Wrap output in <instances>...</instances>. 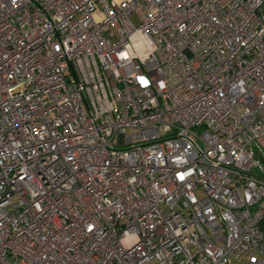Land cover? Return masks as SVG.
<instances>
[{
    "label": "built area",
    "instance_id": "2783aa9c",
    "mask_svg": "<svg viewBox=\"0 0 264 264\" xmlns=\"http://www.w3.org/2000/svg\"><path fill=\"white\" fill-rule=\"evenodd\" d=\"M262 160L264 0H0V264H264Z\"/></svg>",
    "mask_w": 264,
    "mask_h": 264
},
{
    "label": "rangeland",
    "instance_id": "374dc122",
    "mask_svg": "<svg viewBox=\"0 0 264 264\" xmlns=\"http://www.w3.org/2000/svg\"><path fill=\"white\" fill-rule=\"evenodd\" d=\"M132 21L134 22V23H136L137 22V18H135V17H132ZM262 164H264V160H262ZM230 264H244V259H239V260H235V259H233L232 261H231V263Z\"/></svg>",
    "mask_w": 264,
    "mask_h": 264
},
{
    "label": "crops",
    "instance_id": "0c3cea01",
    "mask_svg": "<svg viewBox=\"0 0 264 264\" xmlns=\"http://www.w3.org/2000/svg\"><path fill=\"white\" fill-rule=\"evenodd\" d=\"M259 227L262 231H264V220L259 223Z\"/></svg>",
    "mask_w": 264,
    "mask_h": 264
}]
</instances>
